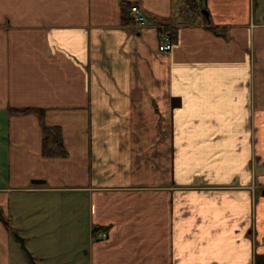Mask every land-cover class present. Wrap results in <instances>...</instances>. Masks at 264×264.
<instances>
[{
    "label": "crops",
    "instance_id": "obj_1",
    "mask_svg": "<svg viewBox=\"0 0 264 264\" xmlns=\"http://www.w3.org/2000/svg\"><path fill=\"white\" fill-rule=\"evenodd\" d=\"M188 6L0 0V264L264 254V188L252 189L264 181V0ZM27 109L60 128L66 156L45 155L40 117L16 113Z\"/></svg>",
    "mask_w": 264,
    "mask_h": 264
},
{
    "label": "trees",
    "instance_id": "obj_2",
    "mask_svg": "<svg viewBox=\"0 0 264 264\" xmlns=\"http://www.w3.org/2000/svg\"><path fill=\"white\" fill-rule=\"evenodd\" d=\"M198 4L195 0H191V6L192 8H195ZM206 10V9H203ZM169 36L172 37V39L175 38V33L170 32ZM16 113H22V114H28V113H35L37 114L43 125H44V132H45V139H44V153L48 156H54V155H61L66 156V150L64 148L63 142H62V135L60 128L57 127H47L44 124V113L41 110H33V109H27V110H21L17 111ZM256 264H264V254L258 255L256 257Z\"/></svg>",
    "mask_w": 264,
    "mask_h": 264
},
{
    "label": "built area",
    "instance_id": "obj_3",
    "mask_svg": "<svg viewBox=\"0 0 264 264\" xmlns=\"http://www.w3.org/2000/svg\"><path fill=\"white\" fill-rule=\"evenodd\" d=\"M197 4H201V2H203L204 0H195ZM191 8V6H188L186 8V11H189ZM178 14L184 15L185 12L184 10H177ZM130 17L131 19L135 22L137 28L139 29H144L147 27L146 24V18L142 15L140 9L137 6H132L131 10H130ZM172 40L170 38V36L168 35L167 32L162 33L161 38H160V45H159V50L162 53H167L170 52L172 50ZM256 183L253 182V186L252 189H255V187L257 185H255ZM93 237L95 240H105L108 237V234L106 232H94L93 233Z\"/></svg>",
    "mask_w": 264,
    "mask_h": 264
},
{
    "label": "rangeland",
    "instance_id": "obj_4",
    "mask_svg": "<svg viewBox=\"0 0 264 264\" xmlns=\"http://www.w3.org/2000/svg\"><path fill=\"white\" fill-rule=\"evenodd\" d=\"M263 161V160H262ZM260 184L258 183V180L256 179V184L255 185H260L261 187V189H263L264 188V181L262 180V179H260ZM257 236L255 235V234H253V236H252V242H253V248H254V253H255V249H257V247L259 246V245H261V244H263V241H259L258 240V238H256ZM48 240H52V241H54V242H56V240H57V238H52V239H48ZM30 249H31V244H30V242H27V243H25V251H22L26 256H27V258L30 260V255H31V257L33 258V255L31 254V252H30ZM22 250H24L23 248H22ZM28 253V254H27ZM255 255H257V254H255ZM53 257V260H56L58 257H56L55 255L54 256H52ZM33 264H36V262L35 261H33Z\"/></svg>",
    "mask_w": 264,
    "mask_h": 264
},
{
    "label": "water",
    "instance_id": "obj_5",
    "mask_svg": "<svg viewBox=\"0 0 264 264\" xmlns=\"http://www.w3.org/2000/svg\"><path fill=\"white\" fill-rule=\"evenodd\" d=\"M203 14H207L206 12H202ZM34 184H40L41 183V181H34L33 182ZM263 195H264V192H263ZM15 236V238H17L20 242H21V245H22V248L25 250V240L22 238V237H20L18 234H15L14 235ZM30 258L31 259H33L32 257H31V255H30Z\"/></svg>",
    "mask_w": 264,
    "mask_h": 264
}]
</instances>
